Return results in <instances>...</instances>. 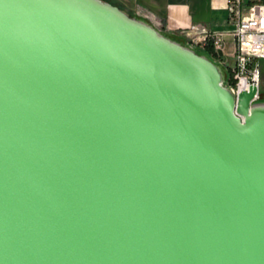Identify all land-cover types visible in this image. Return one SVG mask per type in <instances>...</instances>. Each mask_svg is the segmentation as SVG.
I'll use <instances>...</instances> for the list:
<instances>
[{"label":"water","instance_id":"obj_1","mask_svg":"<svg viewBox=\"0 0 264 264\" xmlns=\"http://www.w3.org/2000/svg\"><path fill=\"white\" fill-rule=\"evenodd\" d=\"M105 0H0V264H264V100Z\"/></svg>","mask_w":264,"mask_h":264},{"label":"crops","instance_id":"obj_2","mask_svg":"<svg viewBox=\"0 0 264 264\" xmlns=\"http://www.w3.org/2000/svg\"><path fill=\"white\" fill-rule=\"evenodd\" d=\"M164 34L211 56L224 66H235L237 41L230 22L228 0H107ZM264 0H242L244 14ZM195 29V31H194ZM204 35H199L198 32ZM216 36L222 52L216 48ZM262 77L264 74L261 72Z\"/></svg>","mask_w":264,"mask_h":264},{"label":"built area","instance_id":"obj_3","mask_svg":"<svg viewBox=\"0 0 264 264\" xmlns=\"http://www.w3.org/2000/svg\"><path fill=\"white\" fill-rule=\"evenodd\" d=\"M228 11L230 22L235 26L237 41L233 68L237 84L229 88L238 95L248 91L251 86H258L260 89L262 75L257 64L264 61V5H256L248 14H244L242 0H228ZM198 34L207 35L203 32ZM212 37L216 41L217 50L222 52L221 40L216 36Z\"/></svg>","mask_w":264,"mask_h":264},{"label":"rangeland","instance_id":"obj_4","mask_svg":"<svg viewBox=\"0 0 264 264\" xmlns=\"http://www.w3.org/2000/svg\"><path fill=\"white\" fill-rule=\"evenodd\" d=\"M107 1V0H105ZM200 52V51H199ZM201 53V52H200ZM204 54V53H202ZM206 55V54H204ZM208 56V55H206ZM210 57L213 61H215L217 64L221 65L217 60H215L214 58ZM225 70H226V74H227V87H235L237 82L235 81L234 75H233V65L232 66H224L221 65ZM257 66L259 67V69L261 70V72L264 74V61H260L258 62ZM259 100H264V78H261V83H260V89H259Z\"/></svg>","mask_w":264,"mask_h":264},{"label":"trees","instance_id":"obj_5","mask_svg":"<svg viewBox=\"0 0 264 264\" xmlns=\"http://www.w3.org/2000/svg\"><path fill=\"white\" fill-rule=\"evenodd\" d=\"M114 5V4H113ZM209 56V55H208Z\"/></svg>","mask_w":264,"mask_h":264},{"label":"bare ground","instance_id":"obj_6","mask_svg":"<svg viewBox=\"0 0 264 264\" xmlns=\"http://www.w3.org/2000/svg\"><path fill=\"white\" fill-rule=\"evenodd\" d=\"M259 98V97H258Z\"/></svg>","mask_w":264,"mask_h":264}]
</instances>
